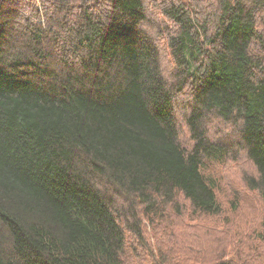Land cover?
<instances>
[{"label": "trees", "instance_id": "trees-1", "mask_svg": "<svg viewBox=\"0 0 264 264\" xmlns=\"http://www.w3.org/2000/svg\"><path fill=\"white\" fill-rule=\"evenodd\" d=\"M242 158L264 202V0H0V264H262L264 220L238 257L167 224Z\"/></svg>", "mask_w": 264, "mask_h": 264}, {"label": "rangeland", "instance_id": "rangeland-1", "mask_svg": "<svg viewBox=\"0 0 264 264\" xmlns=\"http://www.w3.org/2000/svg\"><path fill=\"white\" fill-rule=\"evenodd\" d=\"M207 174L217 182L218 201L223 208V212L218 216L204 217L184 214L181 217L176 216L175 220H172L169 217L170 214H167V224L179 223L176 219L183 220L182 231L175 225L176 234L181 235L182 238L176 249L190 245H200V242H204V245H206L213 241L216 243L213 249L224 251L226 257L235 252V256L238 257L236 251L241 248H251L254 245L250 240L253 228L247 222L248 219L253 217L256 225L264 220L263 200L257 191H252L246 186L243 179L246 176L254 175L255 170L242 158V160L226 161L214 167L209 165ZM241 221L243 222L242 225ZM168 228L169 226L152 228L150 225L148 227L149 237L154 249H158L159 245L166 247L164 238L165 231ZM166 238L170 240L172 236L167 235ZM232 255L234 253L230 256ZM237 260L238 258L234 261Z\"/></svg>", "mask_w": 264, "mask_h": 264}]
</instances>
